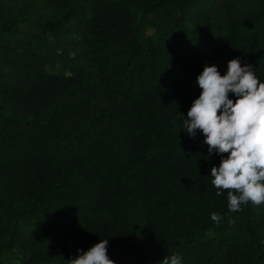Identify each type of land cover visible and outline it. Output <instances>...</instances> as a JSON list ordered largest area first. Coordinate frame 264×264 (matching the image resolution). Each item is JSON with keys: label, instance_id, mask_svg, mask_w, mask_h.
I'll return each instance as SVG.
<instances>
[{"label": "trees", "instance_id": "trees-1", "mask_svg": "<svg viewBox=\"0 0 264 264\" xmlns=\"http://www.w3.org/2000/svg\"><path fill=\"white\" fill-rule=\"evenodd\" d=\"M11 1L0 13V264L13 249L24 264H66L101 239L115 264L174 253L264 264V204L229 215V190L217 196L210 176L219 156L178 119L205 63L223 75L241 58L264 82V0ZM35 33L51 38L44 48Z\"/></svg>", "mask_w": 264, "mask_h": 264}, {"label": "clouds", "instance_id": "clouds-1", "mask_svg": "<svg viewBox=\"0 0 264 264\" xmlns=\"http://www.w3.org/2000/svg\"><path fill=\"white\" fill-rule=\"evenodd\" d=\"M255 71L251 64L242 66L241 58L229 60L223 75L215 63H205L194 84L201 94L187 116L180 112L178 116L190 138L195 139L198 132L203 135L207 157L219 156L220 163L211 168L210 176L217 196L229 190V215L249 201L255 206L264 204V82ZM210 216L217 225L224 219L217 212ZM107 245L108 239H101L86 251L78 249L79 254L65 262L115 264L107 255ZM158 264H183V258L179 253L169 254Z\"/></svg>", "mask_w": 264, "mask_h": 264}, {"label": "rangeland", "instance_id": "rangeland-1", "mask_svg": "<svg viewBox=\"0 0 264 264\" xmlns=\"http://www.w3.org/2000/svg\"><path fill=\"white\" fill-rule=\"evenodd\" d=\"M16 9V4L11 1V0H0V13L6 14V15H10V13ZM248 23H246V20L243 22L242 24V29H241V33L239 36V40H238V44L239 47H245L249 46L250 43H247L246 40V35L248 33ZM152 29L150 28L149 31H151ZM34 42L40 47V48H44L45 47V41L50 40L51 38H42L40 37L37 33L34 34L33 36ZM247 43V44H246ZM2 100L0 99V102ZM5 264H24V261L22 260V253L17 250V249H13L10 250L7 255H5Z\"/></svg>", "mask_w": 264, "mask_h": 264}]
</instances>
